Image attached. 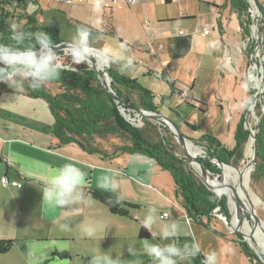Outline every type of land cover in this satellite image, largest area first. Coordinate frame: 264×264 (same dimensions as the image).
Instances as JSON below:
<instances>
[{
    "label": "rangeland",
    "instance_id": "374dc122",
    "mask_svg": "<svg viewBox=\"0 0 264 264\" xmlns=\"http://www.w3.org/2000/svg\"><path fill=\"white\" fill-rule=\"evenodd\" d=\"M214 1L217 3H214ZM226 1L173 0L171 3L166 4L164 0H139L137 4L129 6L124 0H119L118 4L112 3V0H100L101 6L99 9H96V0H26L19 7L8 4L1 5V7L7 8L11 14L21 17L20 21L18 18L10 19L8 17L6 21L9 25L17 23L22 27L28 17H34L38 26H53L57 28L64 42L69 41L76 33V30L79 28L76 26L77 23H82L86 27L98 31L102 30L103 32L91 33L90 41L91 47L99 49L107 57L108 62L104 65L106 69L109 66L110 68H116L118 69V73H123L130 78L136 79L144 88L150 90L154 95V102L158 106L160 113L170 119L184 136L190 139L189 141L202 146L207 152V144L199 141L204 140L206 136L216 138L229 150L235 147V132L245 112L244 108H237V105L245 95L255 96L258 87L256 86L247 92L242 87L248 66L255 64L257 67L252 56L255 55L254 50L257 37L255 26H257V31L259 30V23L253 24L255 7L249 3L251 6L249 10L251 30L248 36L249 41H246L247 37L245 38V36L239 34L237 17L231 13ZM247 1L249 2V0ZM107 3L112 5L113 11L108 7L104 8ZM207 3L210 5H223L224 12L218 15V22L220 21L224 26L226 33H219L218 24L214 22L212 23L213 30L210 35L192 34L193 45L186 56L171 59L166 51H163L161 54L170 77L175 81L176 87H181V84L193 86L191 92H189L190 96L193 95V99L202 104L192 106L185 103V100H182L180 96L173 94L168 80L160 77V74H158L159 70L163 68L159 65V60L155 56L145 51L146 34L143 27H148V23H150L151 25L149 26L152 27L153 25L154 28L157 18H169L166 20L165 26L158 29V33L172 32L176 29L178 25L176 21L180 20V16L183 14H193L194 18L197 19L196 24L202 28L205 23L211 22L210 20L212 19V10ZM258 3L264 8V0H258ZM109 15H112V18ZM111 30H114L118 37L112 35L110 33ZM210 41L215 42V48L208 47ZM245 41L247 42L246 44ZM263 41L264 34L261 39L262 49L260 50L263 53L262 58L264 57ZM247 49H250V54L252 55H249ZM226 54L238 56L240 59V70L238 71V75H236L239 77L240 85L234 90L231 86L232 72H224L221 69V58ZM57 55L60 57L61 62V59L67 55V50H60L57 52ZM127 58H131L133 62L130 68L125 66ZM101 59L106 63L105 57L101 56ZM256 70L260 79L261 73L259 74V67ZM231 89L232 94L235 95V101L229 99L227 96L231 92ZM252 91L254 95L251 94ZM260 95L261 93L255 99L254 108L251 111L248 110L246 115V119L253 128L254 133L258 131L255 128L261 119V111H259ZM132 98L139 106L137 95L133 94ZM186 101H191L190 97ZM131 111L132 117L138 115L133 109ZM147 119L151 120L154 125L158 124L151 118L143 117L141 121H137L136 126L144 127V121ZM167 134L174 143L178 142L173 133L167 132ZM249 143H252L250 137L244 149V157L239 164L240 168L245 167L246 163L254 155V148L251 156L247 155ZM180 147L182 148V146H179V149L182 151L183 148L181 149ZM184 153L186 152L184 151ZM186 157L189 158L187 155ZM190 164L192 165V161H190ZM218 167L223 176V168L220 165ZM255 167L251 171L249 183L253 191L264 202V169H261L256 176H252ZM163 173L149 187H144L131 180L127 182L129 192L139 202L138 208H132L131 213H135L138 219L141 218L144 221L149 209H156V221L148 227L153 233L154 238L140 239V223L131 220V218L116 216L113 218L115 224L113 226L114 231H112L113 235H111L114 237L102 240L104 246L97 248L102 251L111 245V250H118V253H115L117 264H153L152 258L144 251L146 244L175 242L178 246L182 247L185 243L191 244L195 242L199 247L205 248L209 252L208 254L215 253V264H244L236 254L239 251L233 247L232 249L234 250L231 248L222 249L224 243L221 237L214 233V230H225L230 236L238 233L232 227L230 209L228 221L231 227L227 225L226 219L224 220L217 216L212 217L209 223L207 219L202 221L203 224L192 220L190 225L184 211L183 198L177 194L170 173L167 171ZM208 182L209 184L210 182L214 184V181L212 182L210 179H208ZM221 182L222 179L220 180ZM217 189L223 193L221 186H218ZM223 194L226 195L225 193ZM218 195L222 196L221 194ZM227 203L229 204L228 198ZM262 208L260 206L257 207V212L264 229V208ZM165 212L169 214L166 219L161 216ZM250 219L255 223L254 217H250ZM260 220L257 222L258 228ZM172 222H175L177 225L175 237L170 238L168 241H162L161 236L164 228ZM81 243L84 244L86 242L81 241ZM64 244V242L59 241L56 243V246H59L60 248H58L61 249ZM254 246L257 247L258 244ZM75 249L79 253L73 251L63 261H59L57 258L53 261L49 259L46 264H92L93 259L85 255V251H83L81 245L76 244ZM16 253V249H14L10 253L0 255V264H7L10 259H13L14 262L18 261L20 254ZM184 260L178 259L177 264L183 263ZM30 264L41 263L32 261ZM246 264L248 263L246 262Z\"/></svg>",
    "mask_w": 264,
    "mask_h": 264
},
{
    "label": "crops",
    "instance_id": "0c3cea01",
    "mask_svg": "<svg viewBox=\"0 0 264 264\" xmlns=\"http://www.w3.org/2000/svg\"><path fill=\"white\" fill-rule=\"evenodd\" d=\"M118 2L114 4H118ZM138 2L139 0L135 4ZM214 3L217 2L214 1ZM108 4L104 8L108 7L113 11L112 5ZM226 4L230 7L231 13L237 17L239 34L243 35L238 11L231 6L228 0ZM210 7L212 10L211 22L205 23L202 28L196 24L197 19L193 14L180 16V20L176 21L178 25L172 32L158 33V29L165 26L164 24L169 18H157L154 28L153 25L149 26L151 24L148 22V27H143L146 34V52H148L146 49L148 45L157 47L162 44L164 46L162 50L156 49V54L148 52L159 60V65L164 72L168 71V68L164 64L161 54L163 51H167V42L170 38L183 35L192 36V34L199 33L202 36L210 35L214 22L218 24L219 33H226L224 26L220 21L218 22V15L224 12L223 5L211 4ZM206 28H209L210 32L203 35ZM181 31L184 34H180ZM245 38L248 41L247 35ZM101 53L103 52L101 51ZM250 53L249 55H252ZM260 53L262 55V51ZM221 60V69L224 72H232L231 86L234 90L240 85L239 77L236 76L240 70V59L238 56L226 54ZM110 69L118 72L116 68ZM232 89L227 96L235 101ZM158 112L160 111L158 110ZM175 113L177 114V112ZM53 123L54 118L43 99L8 92L0 95V242L4 245L9 244L8 250L0 255H5L16 249V254H20L19 260L14 262L13 259H10L7 264H30L32 261L46 264L49 259L53 261L57 258L59 261H63L73 251L79 253L75 249L77 244L83 247L85 255L89 258L106 255L115 259V253H118V250H111V245L102 251L97 247L104 246L102 240L114 237L111 236L115 224L113 218L122 215L111 213L106 205L93 198L92 192H108L115 198L119 195L122 197V202L138 208L139 202L132 197L127 182L131 180L144 187H149L167 170H163L153 158L140 153H123L105 160L98 154L86 152L75 143L60 144L53 135ZM66 163H74L86 173V177L82 189L83 197L74 204L61 208L43 200L42 192L53 171L58 170ZM113 173H116L114 179L119 182V189L116 193L105 191L99 187L102 178L112 176ZM5 175L12 180H17L21 186L3 184L1 179ZM130 215L136 219L135 222L140 223V226L143 225L144 221L141 218L138 219L135 213H130ZM122 217L131 218L130 216ZM131 220L134 219L131 218ZM89 229L94 232L91 236L87 232ZM148 229L150 231V228ZM219 232L224 235V237L218 235L224 243L222 249L235 248L239 251L236 254L241 258V262L251 264L240 248L231 241L233 236H230L225 230ZM151 234L153 235L152 232ZM59 241L65 243L61 249L56 246ZM81 241L86 243L83 244ZM208 253L205 248L200 246V252L195 258H186L181 264H205Z\"/></svg>",
    "mask_w": 264,
    "mask_h": 264
},
{
    "label": "trees",
    "instance_id": "16d2710c",
    "mask_svg": "<svg viewBox=\"0 0 264 264\" xmlns=\"http://www.w3.org/2000/svg\"><path fill=\"white\" fill-rule=\"evenodd\" d=\"M26 0H1L0 1V43L14 44L10 40V25L6 19L18 18L20 16L11 14L9 10L1 5H13L19 7ZM38 1V0H33ZM173 0H164L166 4ZM231 6L238 11L243 35H250V4L247 0H228ZM262 8V7H261ZM264 14V8H262ZM111 18L112 16L109 15ZM76 26L87 28L90 33L103 32L86 27L82 23ZM22 28L30 33L46 32L54 45L62 42L57 28L53 26H38L34 17H28ZM110 33L117 36L114 30ZM121 42L122 39H120ZM33 40L25 41L27 46H32ZM192 36L183 35L170 38L167 42V53L171 59L184 57L191 49ZM39 46H37L38 48ZM250 53V49L248 50ZM63 64H72L70 55L61 59ZM75 71H62L60 77L46 82L41 88L33 89L25 81L22 91L16 92L5 83H0V95L4 92L24 95L31 98L43 99L48 106L50 113L54 118L52 126L53 135L59 140L60 144L75 143L90 154H98L103 159H112L119 154L140 153L153 158L158 165L170 172L173 177L177 194L184 200V209L192 222L203 224V220H208L215 216V210L229 217V204L227 196L219 189L217 192L211 190L202 180L201 176L194 170L190 164V158L186 157L179 149L178 142L174 143L168 137L167 132H171L167 127L154 125L151 120H145L144 127H137L130 123L122 114L121 108H127L126 105L142 108L151 111H158V106L154 102V95L150 90L144 88L136 79L128 77L126 74L118 73L108 67V73L112 78V87L120 98L117 102L109 90L102 84L97 71L93 69L88 61L85 63L73 65ZM160 77L168 80L173 90L176 88L175 81L170 77L168 71L161 73ZM185 85V84H183ZM189 92L193 86L185 85ZM136 94L139 99V106L133 101L132 95ZM252 95L253 91L251 92ZM259 111L261 119L255 129L258 157L255 170L252 176H256L261 169H264V91L259 96ZM183 100V99H182ZM191 101L185 103L195 106L202 104L190 96ZM245 109L241 121L235 132V147L232 150L227 149L214 137L206 136L204 140L207 144L208 153L220 161L239 166L244 157V149L250 137V130L245 127L246 113ZM159 127V130H158ZM172 133V132H171ZM204 171L216 179L217 188L221 186V170L215 163L201 158L200 162ZM94 199L99 200L108 207L111 213L122 216H130L132 206L122 201L116 202V198L104 191H93ZM205 225V224H204ZM207 226V225H205ZM208 227V226H207ZM206 227V228H207ZM214 233L224 237L222 233L215 230ZM154 237L148 228L140 226L139 238L148 239ZM231 241L240 248L246 255L251 264H264L258 257L256 251L250 246L240 233H235ZM9 244L0 242V253L8 250Z\"/></svg>",
    "mask_w": 264,
    "mask_h": 264
},
{
    "label": "clouds",
    "instance_id": "9594fccd",
    "mask_svg": "<svg viewBox=\"0 0 264 264\" xmlns=\"http://www.w3.org/2000/svg\"><path fill=\"white\" fill-rule=\"evenodd\" d=\"M101 6L100 0H96L95 8ZM10 40L14 44L0 43V83L7 84L16 92L22 91L25 81L33 89L41 88L46 82L60 77L62 71H75L73 65L85 63L91 50V33L87 28L79 27L76 33L66 42L67 54L72 58V64H63L55 51L56 46L46 32L30 34L19 24L10 25ZM33 40L32 46H27L25 41ZM37 46H39L37 48ZM213 41L209 42V48H215ZM131 58H127L126 67L132 66ZM259 83L255 66L249 68L245 74L242 87L250 91ZM255 105V97L245 95L237 108H244L251 111ZM112 176H104L99 187L105 191L116 193L119 189V182ZM86 173L74 163H66L50 175L43 190V200L48 201L56 207H66L74 204L83 197L82 189L85 185ZM122 200L121 196L116 197V202ZM156 221V209L150 208L145 217L143 226L150 227ZM88 235L94 234L93 230H87ZM177 225L175 222L168 224L161 236L162 241H168L175 237ZM131 251V250H130ZM145 253L152 258L153 264H177V260L195 257L200 252V247L195 242L185 243L182 247L175 242L152 243L144 246ZM215 253L209 254L205 264H215ZM92 264H117L111 256L100 255L93 258Z\"/></svg>",
    "mask_w": 264,
    "mask_h": 264
},
{
    "label": "bare ground",
    "instance_id": "6f19581e",
    "mask_svg": "<svg viewBox=\"0 0 264 264\" xmlns=\"http://www.w3.org/2000/svg\"><path fill=\"white\" fill-rule=\"evenodd\" d=\"M254 14L255 16H257L258 14L257 8H255ZM255 33H257L256 35L259 37L258 49L260 52V50L262 49V44H261L262 37L260 38V34L257 31V26H255ZM60 50H66L64 44L55 48L56 52ZM93 55L95 54L89 53L87 59H92ZM95 56H96V62H95L96 66H98V64L99 65L101 64L102 66L107 64L108 59L103 53H98ZM101 56L106 58V63L104 62V60L101 59ZM259 84H260V79L257 86ZM166 122L169 123L168 121ZM180 145L189 154L191 153L192 155H196V156H204L207 154L206 150L203 149L202 146H199L193 143L192 141L188 140L187 145L186 144L184 145L181 142ZM252 151H253L252 143H249L247 148V155L249 157L251 156ZM247 163L243 168H240V166L238 168H235L233 166H225L223 168L221 188L223 190V193H225L228 198L229 209L232 214V227L234 229H238L244 232L253 246L255 244H258L264 250V229L262 228L263 224L261 223V220L259 219V215L257 212V207L260 206L264 208V202L262 201V199L258 197V195L253 191V189L250 186L249 177L252 171V167L247 166ZM250 217H254L255 223H253V220L250 219ZM258 220H260L259 228L257 226ZM255 248H258V246Z\"/></svg>",
    "mask_w": 264,
    "mask_h": 264
},
{
    "label": "water",
    "instance_id": "95a60500",
    "mask_svg": "<svg viewBox=\"0 0 264 264\" xmlns=\"http://www.w3.org/2000/svg\"><path fill=\"white\" fill-rule=\"evenodd\" d=\"M249 3L251 5L254 4L255 8H257L258 10V16H255V14H253V24H255L256 22L259 23V34H260V38L263 36V31H264V14L262 11L261 6L258 3V0H249ZM258 43H259V37H256V45H255V50H254V54L253 56V61L254 63L257 64V66H260L262 68V73L259 76L260 77V84L257 87L256 90V95L254 96L255 99L257 98L259 93H262L264 91V59L261 58V53L259 52L258 49ZM62 44H66V42L62 41L59 44H56L55 46L58 47ZM262 44V42H261ZM90 53L97 55L98 53H101V51L97 48H93L91 47ZM93 55L92 59H87V61L91 64V66L93 67V69L95 71H97L99 79L101 80L102 84L109 90V92L112 94V96L114 97V99L119 102L120 98L117 95L116 91L113 89L112 87V83H111V78L110 75L106 69L105 66H102L101 64L98 66H96V56ZM258 61V62H257ZM98 63V62H97ZM127 108L122 107L121 111L123 116L125 117L124 113L126 110H130L133 109L135 112H137V114H140L142 117H148L151 118L153 120H155L158 124L167 127L174 135L175 137L178 139V143L181 144H186L188 140H190L189 138L185 137L184 134L180 131V129L170 120L168 119L165 115H163L162 113L158 112V111H151V110H146V109H142V108H137V107H132L130 105H126ZM168 121L169 123H167L166 121ZM245 127L247 129L250 130V138L252 139V144H253V148H254V155L251 158V160L247 163V166H251L252 170L253 167L256 165L257 162V157H258V145H257V140H256V136L254 133L253 128L251 127L250 123L248 122V120L246 119L245 122ZM185 151V150H184ZM186 152V151H185ZM186 155L191 159L192 161V166L194 168V170H196V172L198 171L199 175L201 176L202 180L206 183V185L213 191L217 192V180L214 178H211L203 169V167L201 166L200 162H201V158L205 159V160H209L213 163H215L216 165H220L222 168H224L225 166H233L235 168H238V166H235L231 163H226L223 161H220L219 159L210 156L208 153L204 156H196V155H192L191 153L189 154L188 152H186ZM208 179H210L212 182L214 181V184L210 182H208ZM222 177L218 180H221ZM219 194V193H218ZM226 223L229 227H231L230 222L228 221V218L226 217ZM238 233H241L243 235V237L246 239V241L250 244V246L256 251L258 257L264 262V251L262 250V248L258 245V248H255L250 240L248 239L247 235L242 232L241 230L236 229Z\"/></svg>",
    "mask_w": 264,
    "mask_h": 264
},
{
    "label": "built area",
    "instance_id": "2783aa9c",
    "mask_svg": "<svg viewBox=\"0 0 264 264\" xmlns=\"http://www.w3.org/2000/svg\"><path fill=\"white\" fill-rule=\"evenodd\" d=\"M126 4L128 5H133L135 4L138 0H124ZM113 3H117L118 0H112ZM198 31V29L196 28V32ZM210 32V29L209 28H206L204 29L203 31V35H207L208 33ZM180 34H184L183 31L180 32ZM249 41V40H248ZM164 48V46L162 44L158 45L157 47L153 46V45H148L146 47V49L148 50V52L152 53V54H156L157 53V50L156 49H159V50H162ZM263 55V53H262ZM261 55V56H262ZM262 58V57H261ZM264 59V57H263ZM252 66H255V68L259 67V74L262 73V68L260 66H257L254 64V65H250L249 68H251ZM248 68V70H249ZM161 73H164L163 70H159V74ZM174 94L177 95V96H180L181 99L183 100H188L189 97H190V93H189V89H187V87L185 85L182 84L181 87L179 88H175V91H174ZM129 113V114H128ZM132 111H130L129 109L125 111L124 115H125V118L130 122L132 123L133 125H137V121H141L142 120V116L140 114L138 115H135L134 117H132L131 115ZM138 127V126H137ZM208 153V151H207ZM209 154V153H208ZM210 155V154H209ZM2 183L5 184V185H13V186H21V183H19L17 180H12L10 179L7 175L3 176L2 179H1ZM218 209L215 210V216L217 217H220V218H223L224 220L226 219V217L220 213V212H217ZM169 214L168 213H164L162 214V218H168ZM187 221L189 222V224L191 225V220L189 218H187Z\"/></svg>",
    "mask_w": 264,
    "mask_h": 264
}]
</instances>
